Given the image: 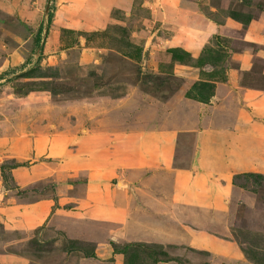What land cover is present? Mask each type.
I'll list each match as a JSON object with an SVG mask.
<instances>
[{"label": "rangeland", "instance_id": "rangeland-1", "mask_svg": "<svg viewBox=\"0 0 264 264\" xmlns=\"http://www.w3.org/2000/svg\"><path fill=\"white\" fill-rule=\"evenodd\" d=\"M4 1L0 264H264V166L262 175L231 177L224 208L186 206V229L195 234L186 243L117 239L109 224L78 218L77 206L23 230L19 213L6 216L3 208L10 194L21 201H55L58 181L71 199L83 194L84 169L18 185L14 176L31 163L60 172L65 157L83 159L90 151L113 156L129 132L139 145L171 127L179 100L208 103L214 82L198 81L199 75L224 79L237 68L234 50L264 49L243 39L244 31L258 40L264 36V0H122L103 7L95 0ZM58 4L62 12H55ZM204 24L212 28L203 36L197 31ZM255 58L251 71H232L241 85L264 89L262 59ZM176 137L182 141L176 163L189 164L196 155L194 138ZM51 147L66 153L46 151ZM114 167L106 168L110 187L121 176ZM114 254L122 255L120 261Z\"/></svg>", "mask_w": 264, "mask_h": 264}, {"label": "crops", "instance_id": "crops-1", "mask_svg": "<svg viewBox=\"0 0 264 264\" xmlns=\"http://www.w3.org/2000/svg\"><path fill=\"white\" fill-rule=\"evenodd\" d=\"M109 1L123 4L122 0H95L94 3L103 7ZM2 2L5 1L0 0L1 5ZM169 2L172 5L173 0ZM55 12H62L59 4ZM205 25L207 27L199 28L197 33H204V36L211 30V24ZM243 39L264 45V36L260 40L254 39L248 36V31H244ZM258 56L262 59L260 71L263 74L264 49L245 48L233 51L237 68L231 67L224 79L213 77L212 80L208 78L211 74L201 78L199 75L196 78L198 81L214 82L212 88L215 91L210 93V101L179 100L174 110L177 112L180 108L179 114L171 116L175 118L171 119L174 124L153 132L152 140L133 144L134 137L129 132L127 137L117 141L120 146L113 156L105 151L100 155L90 151L87 158L70 157L67 160L63 155L66 161L61 164L63 171L60 172L53 171L49 166L36 168L38 162L31 163L29 171L14 176L18 185L52 174L61 178L63 175L70 177L71 171L84 169L83 194L71 199L64 193L65 187H59L62 182L58 181L55 201L48 196L21 201L10 194L7 200L4 199L5 215L19 213L23 230H29L46 222L52 212L55 215L60 212L66 214L65 211L71 212L73 206H77L80 210L74 214L78 218L105 222L109 224V231L116 233L117 239L126 242L162 245H172L175 240L188 242L195 234L186 229L188 220L185 216L190 214L186 206L196 211L207 204L219 206L223 203L224 208L230 196L231 177L235 173L263 174L264 89L241 85L234 77V71H251L253 60ZM176 133H187L194 138L196 155L189 164L188 159L184 165L176 163L175 151L182 148V141L178 142ZM79 150L76 149L77 152ZM46 151L61 155L65 152L62 149L56 152L52 147ZM105 163V167L100 166ZM114 164L121 176L116 185L110 187L107 185L109 175L106 168ZM114 255L120 261L122 255ZM20 264H23L22 261Z\"/></svg>", "mask_w": 264, "mask_h": 264}, {"label": "trees", "instance_id": "trees-1", "mask_svg": "<svg viewBox=\"0 0 264 264\" xmlns=\"http://www.w3.org/2000/svg\"><path fill=\"white\" fill-rule=\"evenodd\" d=\"M248 175H254V174H248ZM145 244V243H144Z\"/></svg>", "mask_w": 264, "mask_h": 264}]
</instances>
